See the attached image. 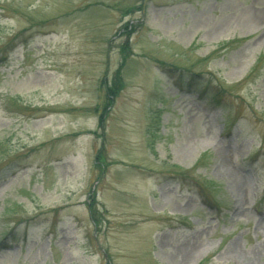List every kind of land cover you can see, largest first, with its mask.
<instances>
[{"label":"rangeland","instance_id":"obj_1","mask_svg":"<svg viewBox=\"0 0 264 264\" xmlns=\"http://www.w3.org/2000/svg\"><path fill=\"white\" fill-rule=\"evenodd\" d=\"M200 262L264 264V0H0V264Z\"/></svg>","mask_w":264,"mask_h":264},{"label":"trees","instance_id":"obj_2","mask_svg":"<svg viewBox=\"0 0 264 264\" xmlns=\"http://www.w3.org/2000/svg\"><path fill=\"white\" fill-rule=\"evenodd\" d=\"M125 27H126V26H125ZM132 31H133V30H132ZM132 31H128L127 34H131ZM2 52H3V53H2ZM2 52H1L2 54H6V53H4L5 51H2ZM261 60H262V59L259 58V59L257 60V62H256V65L260 64ZM125 62H126V56L123 58L121 64L119 65V67H118V69H117V71H116V75H114L113 79L111 80V83L106 82V80H104V81L102 82V84H103V86H104V90H105V99L107 100V104H108L109 106L112 104L114 98L118 95V92H119V91L122 89V87H123V85H122V81H121V79H120L121 77H120L119 75H120V70H122V69H123V66L125 65ZM156 62H157L158 67L161 68V69H163V70H165L166 68L168 69V66H170L168 63H165V62H162V61H156ZM178 85H180V84H178ZM180 86H181V85H180ZM222 87H223V86H222ZM225 90H227V89L222 88V89H219V91H217V93H213V95H212V99H215V101H218V95H219V92H226ZM225 117H226V115H225ZM102 118H103V116L100 115V116H99V122H100V126H101V127H102V123H103ZM225 121H227V120H225ZM225 124H226V123H225ZM226 126H227V129H228L229 126H228V125H226ZM203 158H204V156L198 160V165L202 162ZM97 160H98V161H97L96 164L99 166V162L101 161V154H98V155H97ZM176 168H177L178 170H180V173H181V174H179L180 176H189L190 174H193V171H194V169H190V170H182V169L178 168L177 166H176ZM102 169H103V168H102ZM181 171H182V172H181ZM191 177H192V175H191ZM191 177H190V178H191ZM211 199H212V198H211ZM92 200H93V199H92ZM88 209H89L90 215L95 214V212H94V208L92 207V202H90V201H89V203H88ZM92 220H93L94 224L97 225V221H96V219L93 218ZM202 263H203V262H202ZM202 263L200 262L199 264H202Z\"/></svg>","mask_w":264,"mask_h":264}]
</instances>
